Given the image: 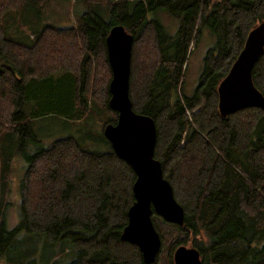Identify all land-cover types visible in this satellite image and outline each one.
I'll return each instance as SVG.
<instances>
[{"label":"trees","instance_id":"16d2710c","mask_svg":"<svg viewBox=\"0 0 264 264\" xmlns=\"http://www.w3.org/2000/svg\"><path fill=\"white\" fill-rule=\"evenodd\" d=\"M23 4L0 0V130L3 122L15 125L19 141L35 140L31 123L38 117L37 109L34 106L30 116L23 112L29 98L42 113L60 112L78 120L69 109L77 96L75 86L81 89L89 77L105 87L99 91V102L110 117L102 120V133L106 124L115 123L117 114L108 106L111 70L105 40L111 26L121 24L133 39L131 108L154 120V158L184 211L182 224L168 223L153 213L161 245L150 264H172L175 248L187 242L190 231L207 236L205 244L200 239L192 243L200 252L201 264H264V110L246 107L220 117L215 91L248 31L264 19V0L212 4L209 0H136L134 4L112 0L105 5L107 20L96 9H87L77 18L76 30L48 25L36 32L32 44L12 40L3 27L6 12ZM153 5L180 19L176 35L166 38L160 22L144 16ZM204 26L215 36L216 51L205 59L201 69L205 77L196 93L183 97L179 93L184 83L182 66L186 67L188 48L203 36ZM145 33L150 34L149 41ZM52 51L62 54V62L72 70L65 69L74 73H64L58 93L50 79L54 71L43 74L45 63L55 61ZM251 77L264 96V51ZM186 130L190 132L183 139ZM79 147L61 136L26 163L18 189L21 224L8 230L0 218L1 264H28L35 249L27 255L23 251L34 248L38 240L49 251L65 240L72 244L73 260L63 263L64 256L57 253L52 263L57 257L59 264H146L136 245L119 238L134 201L133 170L110 144L104 151ZM2 167L1 175L8 166ZM7 190L2 184L3 197ZM168 228L177 235L167 242L163 235ZM18 232L22 239H16ZM41 234L46 239H26Z\"/></svg>","mask_w":264,"mask_h":264},{"label":"rangeland","instance_id":"374dc122","mask_svg":"<svg viewBox=\"0 0 264 264\" xmlns=\"http://www.w3.org/2000/svg\"><path fill=\"white\" fill-rule=\"evenodd\" d=\"M21 1L24 3L23 7L19 10H16V8L8 10L4 15L2 22L4 29L6 28L7 30L6 35H8L12 40L22 44H32V39L34 38L36 32L48 25H53L63 29L73 28L76 30V26L78 24L77 18H79V16L87 9H96V11L107 20L108 10L105 5L112 2V0ZM135 1L136 0H129L130 4H134ZM141 1L144 3L147 0ZM209 1L212 4L216 0ZM14 6L15 4L11 7ZM153 6V9L149 10L147 15L144 16H148V19L150 20L153 18L157 19L160 22V25L163 26V33L166 38L176 35L177 26L180 25V19L174 15H170V13L166 10H163L155 5ZM146 22H148V20H146ZM202 33L203 36L198 39L199 41L197 44H190L186 59V67L185 64L182 66V70L185 72L184 83H182L183 90L179 93H181L183 97H191L196 93L195 91L197 90V86L200 85L202 77H205V75H203L204 69L201 72L204 64H206L205 59L210 53H215L216 51L214 50L215 36L211 32L210 28L204 26L202 28ZM78 35L79 33L74 31L75 40H79ZM144 37H146L148 41L150 40L149 33H145ZM192 39L190 42H192ZM143 42L145 43V41ZM52 54L56 56L54 58L55 61H48L45 63L43 67V74L54 71L50 76V79L53 83L52 85H54V88L58 93L60 88L59 83L65 76L64 73L71 76L73 72H68L65 69L71 68L66 66V63L62 62V54L56 51H52ZM61 65H64L65 67L62 66L58 69L57 67ZM64 69L65 71H63ZM56 71L60 72L56 73ZM92 78L93 77H89L88 82L86 83L87 85L85 84L86 86L84 85L81 89L77 88L78 84L75 86L77 96L73 99V105L69 110L75 115V117L78 116V120L73 121L72 118L63 116L60 112L47 113V111H45L42 113V110H39V106L34 99L29 98L23 112L30 116L29 114H31V111L34 110V106L37 109L35 112H37L38 117H35L31 123V127L33 126L35 140L19 141L17 138L19 133L15 129L16 126H10L3 122L2 128L4 129L0 130V164L3 165L2 168H4V166H8V168H6L7 171H5L2 175L0 172V177L3 176L2 179L0 178V218L3 219L5 229L12 230L21 224L22 209L20 203L21 195L18 190L19 182L28 165L26 163L29 162V159L36 152H38L39 149L49 147L55 139L61 138V136L73 139L78 143L80 149L104 151L108 148L107 146L109 144L106 142L104 136L101 135L102 130L100 127L102 120L110 117V113L103 109V103L99 102V99L102 98V95L100 96L102 93L99 91L105 87L99 85L98 83H94ZM217 85L215 86V90H217ZM197 109L198 108L194 111ZM186 115L188 120L191 121L192 119L190 118L189 110H186ZM189 132L190 130H186V132L183 133V139L186 137V134H189ZM2 184L8 188L5 193V197L2 196ZM4 200H6V202ZM153 222L155 223L154 220ZM190 232V234H187V242L182 245L195 248V245L192 243L196 239H200L199 243H207V236L203 231L202 235H194L192 231ZM165 234L163 236H165V239L168 242L174 240L173 238L176 237L177 232L172 228H168ZM17 235L19 238L16 239H22L21 232H18ZM26 239L46 238L43 234H41L40 236ZM189 240L191 243L188 242ZM71 245L72 244L70 242L65 240L56 244V247L60 248H51L52 250L49 251L48 248L43 247L42 241L38 240L35 244H33L34 248L28 247L27 250L23 251V253L27 255L29 251H33L35 249L33 255L27 258V261H29L28 264H59L57 257L55 262L52 263V259L55 258V254L57 253H59L60 256H64L63 263H67L76 257V253L71 252V249H69ZM66 249H69L70 252H65ZM172 264L174 263L172 262Z\"/></svg>","mask_w":264,"mask_h":264},{"label":"water","instance_id":"95a60500","mask_svg":"<svg viewBox=\"0 0 264 264\" xmlns=\"http://www.w3.org/2000/svg\"><path fill=\"white\" fill-rule=\"evenodd\" d=\"M121 24H114L106 37L107 59L111 77L108 84V106L117 114L102 135L115 155L126 162L135 174L132 191L134 201L127 212V223L120 239L138 247L143 263L153 262L161 245L152 215L168 223L182 224L184 211L173 197L170 182L163 176L162 166L154 158L156 125L149 115L133 110L129 93L132 35ZM243 47L230 64L228 73L217 85V109L225 117L246 107L264 110V96L253 83L254 63L264 51V19L244 37ZM198 249L180 245L173 253L174 264H201Z\"/></svg>","mask_w":264,"mask_h":264},{"label":"crops","instance_id":"0c3cea01","mask_svg":"<svg viewBox=\"0 0 264 264\" xmlns=\"http://www.w3.org/2000/svg\"><path fill=\"white\" fill-rule=\"evenodd\" d=\"M21 180H22V177L20 178L19 187H20Z\"/></svg>","mask_w":264,"mask_h":264}]
</instances>
